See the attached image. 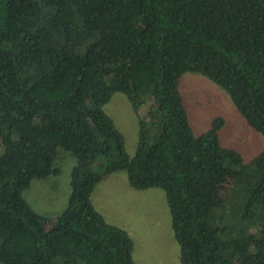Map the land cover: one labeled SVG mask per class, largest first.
Instances as JSON below:
<instances>
[{
	"label": "trees",
	"instance_id": "16d2710c",
	"mask_svg": "<svg viewBox=\"0 0 264 264\" xmlns=\"http://www.w3.org/2000/svg\"><path fill=\"white\" fill-rule=\"evenodd\" d=\"M185 72L264 140V0H0V264H135L90 201L117 171L162 190L180 264H264V143L244 162L221 116L193 134ZM115 92L136 117L132 155L103 110ZM59 151L69 192L47 221L21 192L60 173Z\"/></svg>",
	"mask_w": 264,
	"mask_h": 264
},
{
	"label": "rangeland",
	"instance_id": "374dc122",
	"mask_svg": "<svg viewBox=\"0 0 264 264\" xmlns=\"http://www.w3.org/2000/svg\"><path fill=\"white\" fill-rule=\"evenodd\" d=\"M177 88L193 134L205 131L213 116H221L224 124L218 132L221 146L235 149L246 162L263 147V136L251 128L232 106L227 94L204 76L183 73ZM123 137L125 151L132 155L137 140V121L128 101L113 93L103 106ZM144 110V109H143ZM142 111V110H141ZM57 176L31 179L21 196L38 214L53 218L65 206L69 192L68 153L59 151ZM57 155V156H58ZM219 190L229 186L224 179ZM219 193L217 200H220ZM93 208L112 225L124 229L132 240L135 264H180L178 247L172 238L169 216L162 190H135L126 183L122 171L113 172L98 182L90 194Z\"/></svg>",
	"mask_w": 264,
	"mask_h": 264
},
{
	"label": "crops",
	"instance_id": "0c3cea01",
	"mask_svg": "<svg viewBox=\"0 0 264 264\" xmlns=\"http://www.w3.org/2000/svg\"><path fill=\"white\" fill-rule=\"evenodd\" d=\"M70 165V161H69V164H68V166Z\"/></svg>",
	"mask_w": 264,
	"mask_h": 264
}]
</instances>
